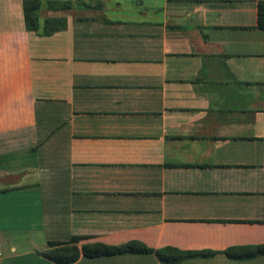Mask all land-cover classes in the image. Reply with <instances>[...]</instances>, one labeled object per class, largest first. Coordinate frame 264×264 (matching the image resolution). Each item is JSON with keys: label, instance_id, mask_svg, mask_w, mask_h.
I'll list each match as a JSON object with an SVG mask.
<instances>
[{"label": "crops", "instance_id": "obj_1", "mask_svg": "<svg viewBox=\"0 0 264 264\" xmlns=\"http://www.w3.org/2000/svg\"><path fill=\"white\" fill-rule=\"evenodd\" d=\"M71 1L0 0V264H264L258 0Z\"/></svg>", "mask_w": 264, "mask_h": 264}, {"label": "trees", "instance_id": "obj_2", "mask_svg": "<svg viewBox=\"0 0 264 264\" xmlns=\"http://www.w3.org/2000/svg\"><path fill=\"white\" fill-rule=\"evenodd\" d=\"M24 28L35 33L47 35L55 30L64 28L65 22L59 18H45L40 25L38 21V10L41 6L39 0H21ZM44 6L50 9L70 10L73 8H87L88 5L78 1L71 0H45ZM255 27L264 31V0L256 1V24ZM78 237L71 238L69 243H73ZM50 248L45 254L46 256L57 263H70L77 256V249L73 244L61 242H48ZM119 250V249H118ZM134 251H150L146 247L137 244Z\"/></svg>", "mask_w": 264, "mask_h": 264}, {"label": "rangeland", "instance_id": "obj_3", "mask_svg": "<svg viewBox=\"0 0 264 264\" xmlns=\"http://www.w3.org/2000/svg\"><path fill=\"white\" fill-rule=\"evenodd\" d=\"M42 4L41 6H43L45 0H39ZM119 4V5H117ZM109 7H111L113 10L111 13H118V15H122L121 13L124 12V10H126L125 7L129 8L130 10L132 11H135L134 9L138 10L139 7L135 4H129L126 3L125 4V1H122V0H110L109 3H108Z\"/></svg>", "mask_w": 264, "mask_h": 264}]
</instances>
